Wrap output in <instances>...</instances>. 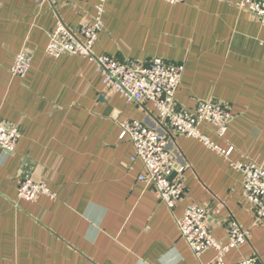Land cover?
Returning a JSON list of instances; mask_svg holds the SVG:
<instances>
[{"label":"crops","instance_id":"obj_1","mask_svg":"<svg viewBox=\"0 0 264 264\" xmlns=\"http://www.w3.org/2000/svg\"><path fill=\"white\" fill-rule=\"evenodd\" d=\"M239 2L105 0L96 55L183 64L176 102L194 110L215 100L231 115L224 140L205 131L232 149L227 159L168 135L186 188L169 211L137 180L142 164L131 161V142L119 139L121 122L157 127L153 106L127 104L83 57L45 54L57 23L77 27L94 15L98 0H0V118L21 129L11 154L0 149V264H211L213 251L199 263L181 239L175 219L190 203L205 210L217 240L225 241L229 223L248 232L225 264L247 258L264 264V226L243 200L242 174L231 167L252 160L264 169V25ZM23 49L32 63L16 78L10 69ZM22 172L55 198L18 201Z\"/></svg>","mask_w":264,"mask_h":264},{"label":"built area","instance_id":"obj_2","mask_svg":"<svg viewBox=\"0 0 264 264\" xmlns=\"http://www.w3.org/2000/svg\"><path fill=\"white\" fill-rule=\"evenodd\" d=\"M36 1L40 5L51 0ZM163 1L172 5L183 2ZM104 3L105 0H98L94 15L75 28L58 22L49 33L45 54L51 59L62 55L83 57L95 64L103 85L119 94L127 104L144 103L153 106L157 112V127L151 128L140 121L121 122L118 124L119 139L131 142L134 147L131 161L142 164L144 173L137 180L153 188L159 201L172 211L185 194L186 188L182 177V158L168 144V135L196 140L207 150L227 159L232 149L221 148L205 131L224 140L231 115L226 106L215 100L199 102L194 110H188L176 102L175 96L184 72L183 64H171L159 57L138 62L96 55L94 45L105 31L102 20ZM236 7L248 12L264 25V0H240ZM31 63V52L23 49L14 58L11 76L24 78ZM20 138V127L0 118V149L11 154ZM231 167L242 174L243 200L252 208L257 224L264 226L263 167L252 160L244 164H231ZM173 173L177 176L171 179ZM19 181L16 194L18 201L33 202L38 196L55 198L45 183L35 182L28 172H22ZM175 221L181 239L199 263L205 252L213 251L215 256L211 264H225V256L245 244L248 237V232L233 222L227 225L225 241L217 240L207 226L205 210L193 203L188 204L183 215ZM237 264H256V260L242 259Z\"/></svg>","mask_w":264,"mask_h":264},{"label":"water","instance_id":"obj_3","mask_svg":"<svg viewBox=\"0 0 264 264\" xmlns=\"http://www.w3.org/2000/svg\"><path fill=\"white\" fill-rule=\"evenodd\" d=\"M174 177H175V173L172 174L171 179H173Z\"/></svg>","mask_w":264,"mask_h":264},{"label":"rangeland","instance_id":"obj_4","mask_svg":"<svg viewBox=\"0 0 264 264\" xmlns=\"http://www.w3.org/2000/svg\"><path fill=\"white\" fill-rule=\"evenodd\" d=\"M36 182V181H35Z\"/></svg>","mask_w":264,"mask_h":264}]
</instances>
